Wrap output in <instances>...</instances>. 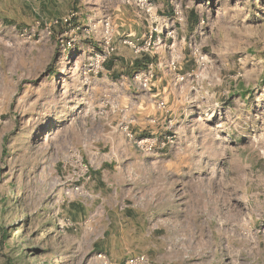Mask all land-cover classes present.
Here are the masks:
<instances>
[{"label": "rangeland", "instance_id": "374dc122", "mask_svg": "<svg viewBox=\"0 0 264 264\" xmlns=\"http://www.w3.org/2000/svg\"><path fill=\"white\" fill-rule=\"evenodd\" d=\"M153 1L0 0V264H264V0Z\"/></svg>", "mask_w": 264, "mask_h": 264}, {"label": "built area", "instance_id": "2783aa9c", "mask_svg": "<svg viewBox=\"0 0 264 264\" xmlns=\"http://www.w3.org/2000/svg\"><path fill=\"white\" fill-rule=\"evenodd\" d=\"M140 1V3H141V5H142V7H140V9L142 10V11H144V12H146V13H149L153 18H155V19H157V15H156V8L157 7H155V3H154V1L153 0H139ZM67 20V19H66ZM56 22H58V20H56ZM107 26L109 25L108 24V22L107 23H105ZM97 57H99V55H97ZM148 80L146 79V82H147ZM161 105H164L163 103L161 104ZM126 130H127V128H126ZM128 135L130 136V137H132V134H130L129 132H128ZM134 260H132L131 259V262H133ZM130 261H128V263H129Z\"/></svg>", "mask_w": 264, "mask_h": 264}, {"label": "trees", "instance_id": "16d2710c", "mask_svg": "<svg viewBox=\"0 0 264 264\" xmlns=\"http://www.w3.org/2000/svg\"><path fill=\"white\" fill-rule=\"evenodd\" d=\"M56 24V26H62V25H64V24H66L65 23V21H63V20H61V21H58L57 23H55Z\"/></svg>", "mask_w": 264, "mask_h": 264}, {"label": "crops", "instance_id": "0c3cea01", "mask_svg": "<svg viewBox=\"0 0 264 264\" xmlns=\"http://www.w3.org/2000/svg\"><path fill=\"white\" fill-rule=\"evenodd\" d=\"M75 3V2H74ZM115 85H116V83H115Z\"/></svg>", "mask_w": 264, "mask_h": 264}]
</instances>
